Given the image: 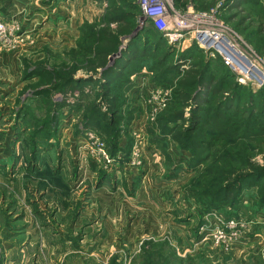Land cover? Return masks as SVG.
<instances>
[{
    "label": "rangeland",
    "instance_id": "374dc122",
    "mask_svg": "<svg viewBox=\"0 0 264 264\" xmlns=\"http://www.w3.org/2000/svg\"><path fill=\"white\" fill-rule=\"evenodd\" d=\"M173 2L181 12L191 3L212 16L215 27L227 28L264 72V0H248L236 12H223L225 0ZM109 4L0 0V21L16 27L9 38L14 43L0 40V57L6 56L0 59V264H264L261 192L246 189L224 203L225 194L215 198L204 188L221 170L216 159L228 150L242 153L246 147L251 161L263 164L264 134L249 128L247 113L220 115L237 122L235 141L223 139L227 134L217 120L206 129L216 141L208 149L195 146L193 154L179 145L180 123H165L177 79L160 82L154 64L129 76L133 120L114 140L84 126L94 98L91 84L45 97L35 95L43 88L32 87L36 78H24L27 64L64 63L83 24L101 23ZM141 29L137 23L136 32ZM122 42L123 48L128 39ZM208 60L220 73L218 59ZM243 87L252 94L261 90ZM165 94L161 108L153 97ZM245 104L242 97L240 107ZM194 158L202 163L195 172Z\"/></svg>",
    "mask_w": 264,
    "mask_h": 264
},
{
    "label": "trees",
    "instance_id": "16d2710c",
    "mask_svg": "<svg viewBox=\"0 0 264 264\" xmlns=\"http://www.w3.org/2000/svg\"><path fill=\"white\" fill-rule=\"evenodd\" d=\"M130 2L110 0L101 23H84L75 47L65 52L67 60L64 63L53 67L46 65L48 60L43 59L33 65L27 64L24 78L37 79L33 88L43 87L35 95L51 97L56 93L64 94L72 86L79 89L91 84L95 92L91 109L84 115V126L96 132L100 129L114 140L121 135L122 130H127L133 120L127 108L126 93L132 84L129 76L141 73L144 64H154L151 69H158L160 82L168 81L170 75L177 79L168 104V107L172 105L173 108L169 109L170 114L165 123H180L182 130L177 137L182 149L194 154L195 146L198 149L210 148L216 138L211 137L206 129L217 123V120L223 122L222 131L227 134L223 139L227 141L231 137L235 141L237 122L230 116L222 119L220 115L230 114L237 109L247 113L249 128L264 134V89L255 94L245 91L219 59L220 73L195 44L175 58L176 51L169 52L164 38L151 25L136 32L140 10L136 2ZM246 3L248 0H225L223 12H236L239 6ZM241 24L238 21L237 27L240 28ZM111 25L115 26L114 29ZM262 31L264 33L262 29L259 32ZM122 39H128L123 48ZM196 59L200 61L195 63ZM80 71L88 76L77 78L76 74ZM242 97H246L244 107H240ZM200 132L202 135L198 137ZM130 146L131 142L127 147ZM243 149L242 153L228 150L221 158H217L215 164L221 170L204 186L211 189V196L215 198L225 194L221 197L224 203L227 199L237 200L242 191L253 188H257L264 199V156L263 164L259 165L251 161V152L246 147ZM194 159L196 164H193V172L202 164ZM110 264H115V261Z\"/></svg>",
    "mask_w": 264,
    "mask_h": 264
},
{
    "label": "built area",
    "instance_id": "2783aa9c",
    "mask_svg": "<svg viewBox=\"0 0 264 264\" xmlns=\"http://www.w3.org/2000/svg\"><path fill=\"white\" fill-rule=\"evenodd\" d=\"M137 5L140 10L137 21L139 27L151 25L176 53L195 44L207 59H219L234 75L238 85L264 89V72L234 44L228 35L229 31L225 30L227 28L218 23V27H215L212 16L195 11L191 3L190 9L185 12L176 10L173 0H137ZM14 29L15 26L8 27L0 21V40L14 43V40L9 39L14 36ZM167 97L168 94H165L164 99L153 97V100L164 108ZM220 238L224 236L219 234L217 239Z\"/></svg>",
    "mask_w": 264,
    "mask_h": 264
},
{
    "label": "crops",
    "instance_id": "0c3cea01",
    "mask_svg": "<svg viewBox=\"0 0 264 264\" xmlns=\"http://www.w3.org/2000/svg\"><path fill=\"white\" fill-rule=\"evenodd\" d=\"M0 59L3 60V61H4V60L6 61V56H5V54H4V56L2 55V56L0 57ZM1 64H2V63H1ZM4 68H5V64H4Z\"/></svg>",
    "mask_w": 264,
    "mask_h": 264
}]
</instances>
